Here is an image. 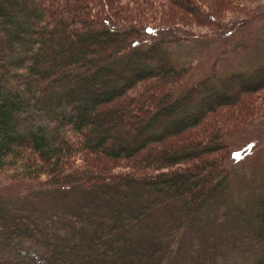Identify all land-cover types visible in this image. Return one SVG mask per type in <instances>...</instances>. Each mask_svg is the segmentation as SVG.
Listing matches in <instances>:
<instances>
[{
  "label": "trees",
  "instance_id": "trees-1",
  "mask_svg": "<svg viewBox=\"0 0 264 264\" xmlns=\"http://www.w3.org/2000/svg\"><path fill=\"white\" fill-rule=\"evenodd\" d=\"M117 1L0 0V173L66 198L59 224L0 198V264H169L194 221L223 214L246 117L232 108L264 86V61L176 94L189 67L140 45L175 14ZM162 1L214 23L228 0ZM229 214L246 264H264V192Z\"/></svg>",
  "mask_w": 264,
  "mask_h": 264
},
{
  "label": "rangeland",
  "instance_id": "rangeland-1",
  "mask_svg": "<svg viewBox=\"0 0 264 264\" xmlns=\"http://www.w3.org/2000/svg\"><path fill=\"white\" fill-rule=\"evenodd\" d=\"M153 1L157 14H171L172 10L175 14L174 26L144 33L140 45L145 48L159 41L176 62L189 67L176 94H181L207 75L223 78L235 72H251L263 63L264 0H228L223 3L205 0L207 5L211 1H217L219 5L218 10H213L217 11L214 23H201L175 10L166 1ZM117 6L118 15L127 9L136 10L133 0L132 3L118 0ZM232 109L240 110L246 117L226 141L229 185L225 194L226 204L220 208L223 214L212 209L205 212L202 219L194 221L189 231L180 237L169 264H246L245 261H248L246 246L235 243L229 210L251 205L255 196L264 192V86ZM229 110L225 109L223 113ZM117 165L116 169H119L122 164ZM28 185L26 180L9 179L7 174L0 173L3 205L26 208L28 214L48 218V222L61 223L65 217L55 209L66 199L65 195L37 190L30 196L26 192ZM53 212L55 217H52ZM158 215L155 212L153 218Z\"/></svg>",
  "mask_w": 264,
  "mask_h": 264
}]
</instances>
